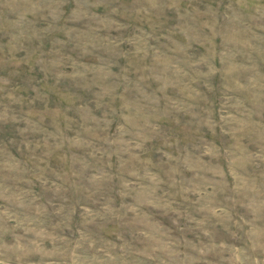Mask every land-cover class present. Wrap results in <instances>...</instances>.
Listing matches in <instances>:
<instances>
[{
  "label": "rangeland",
  "instance_id": "obj_1",
  "mask_svg": "<svg viewBox=\"0 0 264 264\" xmlns=\"http://www.w3.org/2000/svg\"><path fill=\"white\" fill-rule=\"evenodd\" d=\"M0 264H264V0H0Z\"/></svg>",
  "mask_w": 264,
  "mask_h": 264
}]
</instances>
